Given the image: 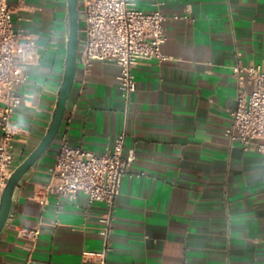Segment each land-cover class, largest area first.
Here are the masks:
<instances>
[{"label": "crops", "instance_id": "1", "mask_svg": "<svg viewBox=\"0 0 264 264\" xmlns=\"http://www.w3.org/2000/svg\"><path fill=\"white\" fill-rule=\"evenodd\" d=\"M15 25L37 42L39 60L19 86L13 117L18 164L43 137L56 105L67 52V0H7ZM159 7L165 61L135 68L127 100L119 66L93 61L78 76L61 130L23 182L0 235V264H264V152L246 151L226 129L237 82L232 66L264 63V0H134ZM84 0H80V7ZM189 14L190 18H174ZM253 83L246 82L250 92ZM126 131L135 152L121 181L112 231L102 202L47 190L62 139L95 152ZM1 137V130H0ZM20 229L27 231L20 235Z\"/></svg>", "mask_w": 264, "mask_h": 264}, {"label": "built area", "instance_id": "2", "mask_svg": "<svg viewBox=\"0 0 264 264\" xmlns=\"http://www.w3.org/2000/svg\"><path fill=\"white\" fill-rule=\"evenodd\" d=\"M82 26L78 62L87 74L93 61L116 63L119 87L129 100L137 88L136 66L146 60L169 59L161 46L166 42L164 21L168 16L159 8L144 11L134 0H84L80 7ZM190 18L189 14L174 18ZM40 54L37 42L14 23L12 8L0 0V201L6 182L18 162L15 138L18 133L13 117L21 103L19 86L29 78V69ZM237 82L236 105L231 111L232 124L226 134L239 141L246 151L264 152V63L244 64L239 59L232 66ZM246 82L253 83L248 92ZM126 131H121L112 149L103 152L73 144L62 139L48 171L47 190L58 197L75 199L79 193L90 202L106 206L101 216V232L112 231L114 210L123 176L130 171L135 152L124 153ZM37 230L20 229L19 234ZM98 253L100 263L106 264V252Z\"/></svg>", "mask_w": 264, "mask_h": 264}, {"label": "water", "instance_id": "3", "mask_svg": "<svg viewBox=\"0 0 264 264\" xmlns=\"http://www.w3.org/2000/svg\"><path fill=\"white\" fill-rule=\"evenodd\" d=\"M81 21L80 0H67V52L56 105L43 137L35 148L16 166L6 182L0 201V235L15 212L17 193L20 187L38 166L40 160L52 148L61 130L74 83L78 76Z\"/></svg>", "mask_w": 264, "mask_h": 264}, {"label": "trees", "instance_id": "4", "mask_svg": "<svg viewBox=\"0 0 264 264\" xmlns=\"http://www.w3.org/2000/svg\"><path fill=\"white\" fill-rule=\"evenodd\" d=\"M82 24V23H81Z\"/></svg>", "mask_w": 264, "mask_h": 264}]
</instances>
